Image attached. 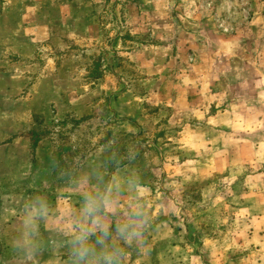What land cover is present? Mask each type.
<instances>
[{"label": "rangeland", "instance_id": "rangeland-1", "mask_svg": "<svg viewBox=\"0 0 264 264\" xmlns=\"http://www.w3.org/2000/svg\"><path fill=\"white\" fill-rule=\"evenodd\" d=\"M6 2L0 0V130L31 123L30 105L21 102L26 64L41 66L35 81L54 75L51 69L61 63L69 71L55 73L63 80L61 91L37 90L61 95L66 104L34 111L33 128H43L50 141L38 153L42 169L52 165L49 157L58 160L55 188L6 184L4 173L0 207L24 211L40 198L51 215L60 196L74 193L80 207L86 189L103 190L117 177L123 193L118 214H109L113 235L107 243L122 249V264H264V0H109L102 50L66 41L70 50L63 56L45 39L31 60L18 56L22 6ZM147 3L182 5L160 15L157 28L148 23L143 29L150 32L133 34L130 10L143 6L148 19L154 11ZM56 14L43 8L40 17ZM175 19L184 36L170 39L161 26ZM152 30L159 38L151 37ZM168 42L176 45L173 57L160 54L147 68L150 53L140 54V63L132 58ZM28 148L27 141L11 151L0 146V161L22 167L33 157ZM84 177L92 183L81 184ZM137 204L148 218L141 237L124 243L114 226ZM2 234L11 246L0 251V264L4 257L10 264H58L53 257L71 256L60 245L31 253L14 245L17 236Z\"/></svg>", "mask_w": 264, "mask_h": 264}, {"label": "crops", "instance_id": "crops-1", "mask_svg": "<svg viewBox=\"0 0 264 264\" xmlns=\"http://www.w3.org/2000/svg\"><path fill=\"white\" fill-rule=\"evenodd\" d=\"M7 5L10 7H18L22 6L24 11L23 23L24 31L23 37L24 44L22 45L20 54L18 56L24 57V59L31 60L30 57L33 55H40L41 51L38 46L44 45L43 40H48L53 44V49L62 50L61 55L66 56V52L70 49L65 45L66 41H86V44H90L93 48L96 46L99 50H102V46H104L105 35L103 33V21H104V13L105 9L113 3H109V0H7ZM151 10L154 11L153 16H149L146 19V14L143 13V6H138L137 4L130 10V20L132 25H130V31L133 34H144V32H150V29H146V25L151 23L149 27L157 28L158 25L162 24L160 20V15H166V10L170 8H178L179 3H147ZM198 4L199 3H194ZM182 5V4H181ZM180 5V9H181ZM185 6V5H184ZM46 8H53L58 14L54 16L48 15L45 18L40 17V12ZM186 11H188L185 7H183ZM192 9V6L189 8ZM193 15L196 17H200V11L196 12L197 9L193 10ZM33 12V15L30 13ZM39 14V15H38ZM38 17V18H37ZM195 17V18H196ZM182 18V16H181ZM261 18L257 19L256 22H259ZM148 20V21H147ZM256 20V18H255ZM176 23V19L173 20H165V25L161 26V32L163 35H166L167 38H176L178 35L184 36L182 32L177 30L174 27ZM169 25H173L172 27ZM143 30H142V29ZM159 29V28H158ZM157 31L154 32L152 30V38H159L157 35ZM20 37V36H19ZM182 38V37H181ZM238 38V36L236 37ZM169 40V39H168ZM158 43L150 48H145L146 51L143 52L138 50L132 56L135 62L141 61L142 56L140 54L143 53L147 55V52L150 53L149 58H145L146 62L143 64L146 66H151V64L158 63V57L160 54H169L171 53L172 57L174 55L175 43L169 42L167 45ZM161 45V46H160ZM60 54V53H59ZM75 57L74 54H72ZM30 56V57H29ZM29 57V58H28ZM36 61L29 62V65L26 64L23 69L25 70L24 77V86L25 98L21 100L25 105H30L29 112L26 110L27 115L29 114V122L31 123L26 127H18V130L14 131L11 128H2L0 130V146L6 147V150H15L18 147V144L25 143L27 141L28 150L33 156L32 159L26 163L24 166H15L14 164L6 163L0 161V181L1 175L5 173L6 184L9 183H21L22 185L28 186V189L34 188V190H42V191H50L55 188V184L57 182L56 179V167L58 166L57 157H49L52 165L48 169H42V164L39 162L38 153L42 151V148L45 144H48V137H45L44 129L39 127V130H35L38 128L34 127V116L37 110L44 109L45 105H49L52 103L57 104H66L64 101L60 103L62 98L61 95L50 97L41 94L40 90L42 88H54L56 90H60L63 86V80H59L56 78L55 73L60 72L64 73L69 71L65 65L62 63L58 66H55L51 70H54V75L45 76L42 80L35 81L36 76L39 72L40 65L35 64ZM164 66V64H162ZM169 66V65H168ZM66 67V68H65ZM147 68V67H146ZM166 68V66H165ZM49 86V87H48ZM55 90V91H56ZM61 91V90H60ZM75 100V98H74ZM72 103V102H71ZM70 103V104H71ZM69 105V103H67ZM40 113V112H39ZM33 128V129H32ZM40 129L42 131H40ZM50 142V141H49ZM3 181H1L2 183ZM32 186V187H31ZM72 188V183L70 186L66 187V190ZM67 194V191H65ZM78 195V194H76ZM80 195V194H79ZM14 198V197H13ZM24 199V197H22ZM4 200V199H3ZM78 197L74 195V193H69L65 196L59 197L58 204L54 206L53 214L47 215L43 221L40 222L39 234L36 237L37 240V250L41 252L42 249L46 247H58L64 249L67 247L68 252L70 251V236L67 237L62 234L70 233L71 224L69 222V218L66 215L67 212H78L79 208L78 203H76ZM110 215H116L118 213H109ZM24 216L25 210L21 211L20 209H16L15 207L6 206V208L0 207V249L1 254H5V251H9V247L11 246L8 243V237L4 236L2 233H6L9 236V233H12V236L15 235L18 239H12L14 245L18 246V241L24 238ZM48 237L45 238V236ZM64 236V237H63ZM5 238L4 240H2ZM20 238V239H19ZM49 238V239H48ZM16 242V244H15ZM24 249V248H23ZM7 257H4V264H10L6 260ZM30 259V258H28ZM52 261L57 262L58 264H72L71 256H56L52 258ZM45 261L36 260H26L18 263L22 264H40Z\"/></svg>", "mask_w": 264, "mask_h": 264}, {"label": "clouds", "instance_id": "clouds-1", "mask_svg": "<svg viewBox=\"0 0 264 264\" xmlns=\"http://www.w3.org/2000/svg\"><path fill=\"white\" fill-rule=\"evenodd\" d=\"M91 183V177H84L81 180L83 185ZM132 186L142 190L140 185ZM122 193L120 179L113 177L110 183L104 184L103 190L86 189L82 193L78 212L66 213L71 224L69 235L72 264H122V249L117 248L115 244L107 243L113 235L109 213L116 212ZM48 212L49 204L44 199H34L26 206L24 238L18 241L19 247L31 253L37 250L36 237L39 234L40 222L45 219ZM147 218L142 205L137 204L134 208H129L126 218L115 223V236L124 243L141 237Z\"/></svg>", "mask_w": 264, "mask_h": 264}]
</instances>
